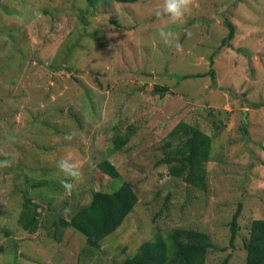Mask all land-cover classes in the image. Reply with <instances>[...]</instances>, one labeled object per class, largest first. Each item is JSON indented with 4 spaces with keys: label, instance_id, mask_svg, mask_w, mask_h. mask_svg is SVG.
<instances>
[{
    "label": "rangeland",
    "instance_id": "374dc122",
    "mask_svg": "<svg viewBox=\"0 0 264 264\" xmlns=\"http://www.w3.org/2000/svg\"><path fill=\"white\" fill-rule=\"evenodd\" d=\"M106 1L0 0V145L13 154L0 172V264H120L143 241L177 228L210 235L217 250L209 263L244 264L242 238L264 218V0H196L182 25L167 26L156 15L163 0ZM227 23L235 37L222 47ZM164 27L179 34L183 52L161 42ZM156 84L169 91L155 93ZM181 122L212 137L205 192L161 163ZM119 135L130 140L112 151ZM66 156L82 173L70 194L56 167ZM103 160L133 184L139 202L88 253L85 236L54 222L69 220L94 192L118 188L119 180L97 179ZM26 200L40 206L34 233L21 219Z\"/></svg>",
    "mask_w": 264,
    "mask_h": 264
},
{
    "label": "trees",
    "instance_id": "16d2710c",
    "mask_svg": "<svg viewBox=\"0 0 264 264\" xmlns=\"http://www.w3.org/2000/svg\"><path fill=\"white\" fill-rule=\"evenodd\" d=\"M89 1V6L95 3ZM106 1V0H105ZM109 1V0H108ZM121 4H133L143 0H110ZM107 2V1H106ZM84 19V18H83ZM86 20V19H85ZM114 25L117 24L114 21ZM229 34L223 41L225 47L235 37V27L227 23ZM216 86L215 72L210 71ZM155 93L169 91L165 86L156 84ZM134 126H131L133 129ZM130 136L115 137V146L112 151H119L126 145ZM164 158L161 163L169 166V173L175 178H182L184 183L196 190L205 192L208 188L209 171L207 164L212 161V137L196 126L186 122L179 123L168 135L163 147ZM99 168L103 175L102 177ZM99 182L119 180L120 185L113 192L97 191L92 194L89 204L78 207L69 220L56 218L55 225L61 228H72L86 238V251L92 253L100 250L102 242L115 233L134 212L138 205L139 197L133 184L123 180L117 169L108 161L103 160L98 165ZM33 208H30V207ZM24 207L27 209L21 216L24 229L34 233L38 227L40 206L32 200H26ZM242 204L234 214L231 224V245L234 247L239 236ZM54 218V219H55ZM241 249L246 253L244 264H264V218L252 220L248 228V235L242 238ZM217 247L206 232L196 229L177 228L168 236L160 233L153 238L143 241L130 258L120 264H211L208 262L210 251ZM219 264H231L226 258Z\"/></svg>",
    "mask_w": 264,
    "mask_h": 264
},
{
    "label": "clouds",
    "instance_id": "9594fccd",
    "mask_svg": "<svg viewBox=\"0 0 264 264\" xmlns=\"http://www.w3.org/2000/svg\"><path fill=\"white\" fill-rule=\"evenodd\" d=\"M195 6L196 0H163V4L157 10L156 15L165 18L166 26L182 25ZM158 34L164 45L174 48L178 53L183 52V45L180 42L178 33L164 27L159 30ZM74 138L75 134L73 132H68L64 136V139L68 142H71ZM8 141L15 143V137L10 135ZM6 146V144L0 145V157H3L0 159V172L12 167L13 164V154L5 151ZM56 167L64 177L60 181L63 189L70 194L75 188L73 181H78L82 176L78 163L75 162L73 157L66 156L57 161ZM63 211L66 213L70 209H64Z\"/></svg>",
    "mask_w": 264,
    "mask_h": 264
}]
</instances>
